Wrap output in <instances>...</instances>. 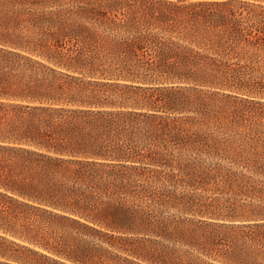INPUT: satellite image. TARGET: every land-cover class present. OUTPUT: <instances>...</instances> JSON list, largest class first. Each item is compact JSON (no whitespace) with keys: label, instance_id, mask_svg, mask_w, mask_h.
Returning a JSON list of instances; mask_svg holds the SVG:
<instances>
[{"label":"trees","instance_id":"1","mask_svg":"<svg viewBox=\"0 0 264 264\" xmlns=\"http://www.w3.org/2000/svg\"><path fill=\"white\" fill-rule=\"evenodd\" d=\"M0 264H264V0H0Z\"/></svg>","mask_w":264,"mask_h":264}]
</instances>
